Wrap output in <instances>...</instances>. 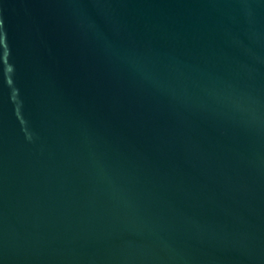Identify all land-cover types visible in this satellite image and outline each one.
<instances>
[{"label": "water", "instance_id": "water-1", "mask_svg": "<svg viewBox=\"0 0 264 264\" xmlns=\"http://www.w3.org/2000/svg\"><path fill=\"white\" fill-rule=\"evenodd\" d=\"M0 264H264V0H0Z\"/></svg>", "mask_w": 264, "mask_h": 264}]
</instances>
